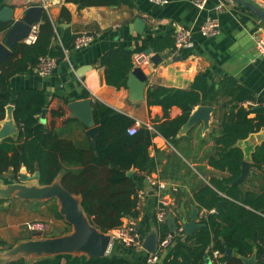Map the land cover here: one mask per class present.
Returning <instances> with one entry per match:
<instances>
[{
	"label": "trees",
	"instance_id": "1",
	"mask_svg": "<svg viewBox=\"0 0 264 264\" xmlns=\"http://www.w3.org/2000/svg\"><path fill=\"white\" fill-rule=\"evenodd\" d=\"M78 7L129 4V0H65ZM71 13L62 6L56 22H69ZM9 26L0 20V32ZM76 35L69 28L59 31L57 24L44 12L37 23L36 39L33 43L19 41L12 45L11 53L0 62V120L5 116L6 106L13 105V118L17 126L15 137L0 140V175L10 171L15 179L22 167L32 173L38 164L40 183L48 184L61 173V183L70 193L81 196V205L89 221L102 232H109L121 224L127 215L138 216V184L134 172L150 174L156 170L157 162L150 156L149 148L156 135L163 136L174 146L180 138L178 131L186 122L195 106L216 105L217 133L213 134V153L207 158L208 164L225 172L222 177L211 176L208 184H201L193 191V199L207 213L200 217L204 226L183 240L177 242L171 258L166 264H204L208 254L209 264H217L212 251L219 250V259L224 264H244L239 256L255 254L252 264H264V141L254 147L251 153L252 173L241 184H232L241 171L242 149L237 141L264 127L263 98L255 97L253 92L231 76H224L209 83L203 73L194 78L189 88H175L152 85L147 88L146 102L159 105L163 110L162 120L154 121L152 129L140 125L136 132L129 134L128 127L135 120L119 110L99 101L92 100V116L100 129L95 147L89 137L80 142L60 134V129L74 121L68 116V100L58 95L48 96L44 89L24 87L14 91L11 87L13 76L34 68L40 57L50 56L56 62L63 61L64 50L74 47ZM174 48V36L170 31L164 35L145 37L139 46L130 48L116 46L108 49L100 59L103 67V81L120 88H127V78L133 69L132 54L139 51L161 52ZM214 86L212 94L208 93ZM82 96L90 94L82 91ZM220 98H225L220 101ZM55 103L50 106L52 100ZM244 102H250L244 105ZM259 105V108H255ZM180 108V113L169 117L171 107ZM49 107L48 124L40 120L42 111ZM254 113L253 116H249ZM169 164L175 168L191 170L177 153L170 156ZM163 177V173H160ZM191 200V201H192ZM224 201L221 205L220 202ZM174 209V208H173ZM190 209V208H189ZM214 210L211 212V210ZM57 218L63 216L56 205L50 207ZM188 213V210H187ZM177 221V216H174ZM70 226V225H69ZM164 234L167 223L159 226ZM116 241L108 254L102 257L87 258L85 255L56 254L25 262L20 258L8 264H133L116 248ZM0 244H3L0 241ZM226 247L233 250L225 255Z\"/></svg>",
	"mask_w": 264,
	"mask_h": 264
},
{
	"label": "crops",
	"instance_id": "2",
	"mask_svg": "<svg viewBox=\"0 0 264 264\" xmlns=\"http://www.w3.org/2000/svg\"><path fill=\"white\" fill-rule=\"evenodd\" d=\"M41 1L59 31L69 28L76 37L89 34L93 39L87 45L67 49L63 61L57 63L48 75H39L32 68L13 76L11 87L14 91L24 87H36L44 89L50 99L55 94L66 98L69 102L84 98L82 91L86 90L92 100L98 99L126 113L134 120L152 126L154 121L162 120L164 114L161 106L147 104V88L152 85L189 88L196 75L203 73L209 83L218 81L224 76L235 78L239 84L251 90L255 97H262L264 105V57L259 54L255 46V38L264 35V22L254 13L231 0H205L201 8L196 4V0H166L164 3L129 0V4L93 5L81 8L76 3L65 0H0V9L4 5L10 6L13 8V17L21 19L29 5ZM249 1L264 9V0ZM219 3H223V8L217 10L216 6ZM62 6L71 13L69 22H56ZM137 17L144 21L141 32L137 31L134 25ZM207 17H217L219 21V31L214 36H204L199 31L201 23ZM174 24H181L192 30L193 45L180 50L166 48L160 52L162 59L153 65L154 69L150 75L146 74L147 83L143 101H133L129 96L128 88L117 89L103 81V67L99 63L101 56L108 49L116 46L130 48L139 46L145 37L174 32ZM4 32H0V42L3 41ZM83 66H86V70L80 77L78 71ZM213 90L214 86L210 85L208 93L212 94ZM223 99L225 98H220V101ZM54 103L55 99L50 106ZM213 106L208 127L204 129L203 124L198 122L185 133L178 132L177 136L180 138L176 142L177 145L174 146L161 135L153 137L149 152L157 162L155 171L146 174L133 170L138 190L144 196L137 217L143 236L154 226L159 233V226L154 220L156 193L149 183L150 178H157L165 184L162 193L170 198V207L174 208L173 218L177 216L176 223H182L183 218L189 219L192 206L198 209V222L200 217L207 213L205 208L199 209L200 205L192 200L193 191L203 183L208 184L211 176L225 175V172L212 168L207 160V157L213 153L212 135L217 133V117L220 112L216 105ZM48 112L49 107H46L40 114V120L44 124H48ZM179 113L180 108L173 106L169 110V117H175ZM253 115L254 113H251L249 116ZM86 129L83 123L75 119L64 125L60 129V134L85 142L88 137ZM260 138H264V129L237 141L244 159L249 160L250 163L252 148L259 143ZM173 152L182 157L191 170L175 168L174 165L169 164V156ZM250 170L252 173V166ZM161 172L163 177H160ZM0 178L4 181L14 180L10 171L2 173ZM174 186L175 191L172 189ZM54 205L58 210L55 198L47 200L23 199L16 196L0 198V241L3 242L0 248L14 245L19 239L31 237L34 232L26 229L27 221L41 216L49 217V221L63 219L57 218L55 213L50 211V207ZM213 211L212 209L211 212ZM42 237L45 235L42 234ZM184 237L185 232L177 233L173 244L160 251L158 259L153 263L146 262L145 250L127 248L118 242H115V249L127 256L133 264H166L171 258L174 245Z\"/></svg>",
	"mask_w": 264,
	"mask_h": 264
},
{
	"label": "water",
	"instance_id": "3",
	"mask_svg": "<svg viewBox=\"0 0 264 264\" xmlns=\"http://www.w3.org/2000/svg\"><path fill=\"white\" fill-rule=\"evenodd\" d=\"M231 1L248 9L264 22V9L262 7L249 0ZM44 12H46V9L42 1L38 4L29 5L25 9L21 19H15L13 17L12 7L7 5L1 7L0 20L8 22L9 26L4 32L3 41L0 42V62L11 53L13 44L23 41V39L28 36L32 25L40 22ZM134 25L136 30L141 32L144 27V21L137 17L134 20ZM145 52L152 53L150 59L153 64H157L162 59L160 52ZM85 70L86 66H83L78 71V76L81 77ZM146 83L147 75L143 69L140 67L133 68L128 75L126 83L129 96L133 101H143L145 99ZM91 105L92 98L90 97L72 100L67 103L69 117L79 120L86 126V134L90 138L92 146L95 147L100 126L94 124ZM259 107V105L255 106V108ZM262 108H264V106ZM213 110V105H197L191 111L186 122L180 127L178 132L185 133L198 122L203 124L204 129L207 128L210 114ZM12 111L13 105L9 104L6 106L5 118H3L4 120H0V140L8 136L15 137L17 135V128L16 124H14L15 121ZM261 129H264V127ZM263 141L264 138H260L258 144ZM253 150L254 148H252V151ZM250 167L251 163L249 160L244 159L243 156L240 174L232 180V184H241L250 177ZM132 173L133 169L127 172L129 175ZM39 179L40 172L38 164H35V171L32 173L27 172L25 167H22L19 171V175L14 180L8 179L4 181L3 178H0V198H10L12 196L35 200L55 198L59 213L71 228L62 234L45 237H42L41 232H34L31 237L19 239L14 245L0 248V264H8L20 258L29 263L36 259L65 253L85 255L87 258L102 257L108 254L109 245L111 243V233L102 232L91 224L81 205V196L79 194L70 193L64 188L61 183V173L57 174L52 182L48 184L40 183ZM220 204L223 205L224 201H221ZM197 218L198 209L192 206L189 219H182L184 232L186 234H191L197 228L204 226V223L198 222ZM167 225L170 231L174 230L176 227V222L172 214H169L167 217ZM158 236L159 233L155 226L149 233L143 236L142 245L147 252H154L156 250ZM232 254V248L226 247L225 255L230 256ZM237 256L240 257L244 264H252L255 260L254 253L249 257ZM209 263L210 258L208 254H205L204 264Z\"/></svg>",
	"mask_w": 264,
	"mask_h": 264
},
{
	"label": "built area",
	"instance_id": "4",
	"mask_svg": "<svg viewBox=\"0 0 264 264\" xmlns=\"http://www.w3.org/2000/svg\"><path fill=\"white\" fill-rule=\"evenodd\" d=\"M155 3H164L166 0H151ZM205 0H196V4L198 6L203 7ZM223 3H219L216 6V9H222ZM175 31L173 32L174 36V49L180 50L182 48H188L193 45V34L192 30L189 27L183 26L181 24H174ZM199 31L204 36H214L219 31V21L217 17H207L200 25ZM36 32H37V24H33L28 36L23 39L26 43H33L36 39ZM93 39L92 35L89 34H82L77 36L74 42L75 47H81L87 45ZM255 46L259 52V54L264 57V35L257 36L255 38ZM66 49L64 50V53ZM151 55L152 53H147L145 51H139L132 54V64L133 68L140 67L143 71L150 75L152 73L153 63L151 62ZM56 58L50 56H43L40 57L39 62L33 68L36 73L39 75H48L52 72V70L56 67ZM250 102H244V105H248ZM144 123L135 120V123L128 127L127 132L129 134H133L136 132L137 128ZM147 125L150 129L152 126L149 124ZM152 186L155 189L156 193V203H155V210H154V220L156 225L161 226L167 223V217L169 214L174 213V209L170 207V198L164 195L162 191L165 189V184L161 182L157 178H150L149 179ZM175 191L176 187H172ZM144 196L141 191H137V208H140ZM169 200V201H168ZM138 216L127 215L122 218L121 224L116 227L115 229L111 230V243L109 247H111L114 241L118 242L120 245L131 248L134 250H145L143 248V234L140 231V226L138 223ZM26 229L30 232H41L45 231L47 226L41 220H30L25 223ZM177 233H184V227L181 222L176 223V227L174 230H168L166 233L161 234L159 231L157 247L154 252H147V263H153L158 259V255L160 251L166 249L176 239ZM110 250V248H109ZM213 258L215 259L217 264H224L222 259H219L222 256V253L219 250L212 251Z\"/></svg>",
	"mask_w": 264,
	"mask_h": 264
},
{
	"label": "rangeland",
	"instance_id": "5",
	"mask_svg": "<svg viewBox=\"0 0 264 264\" xmlns=\"http://www.w3.org/2000/svg\"><path fill=\"white\" fill-rule=\"evenodd\" d=\"M37 220H41L46 224V230L42 231V234H44L45 236L62 234L63 232L68 231L71 228L64 219H61L60 221H55L54 219H52L51 221H49V217L46 218L45 216H41L38 217Z\"/></svg>",
	"mask_w": 264,
	"mask_h": 264
}]
</instances>
